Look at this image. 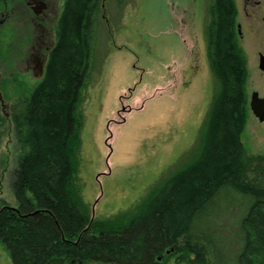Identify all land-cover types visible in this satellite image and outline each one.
Instances as JSON below:
<instances>
[{
    "label": "trees",
    "instance_id": "trees-1",
    "mask_svg": "<svg viewBox=\"0 0 264 264\" xmlns=\"http://www.w3.org/2000/svg\"><path fill=\"white\" fill-rule=\"evenodd\" d=\"M100 1L66 0L45 81L14 105L16 205L0 206V244L14 264H160L172 255L188 264H264V156L242 143L249 71L235 0H210L207 49L219 92L198 159L135 210L91 222L76 148ZM230 202L244 209L226 245L212 224Z\"/></svg>",
    "mask_w": 264,
    "mask_h": 264
},
{
    "label": "rangeland",
    "instance_id": "rangeland-1",
    "mask_svg": "<svg viewBox=\"0 0 264 264\" xmlns=\"http://www.w3.org/2000/svg\"><path fill=\"white\" fill-rule=\"evenodd\" d=\"M27 1L0 0V206L16 205L12 185L19 154L14 105L44 83L57 51H52L49 60L39 55L41 33ZM47 1L56 13L47 23L54 39L66 0ZM237 2L250 108L253 93L264 97V72L257 56L260 40L248 29L242 3ZM100 3L92 69L79 108L81 130L76 148L77 187L91 222L135 210L198 159L203 128L219 92L207 49L210 0ZM36 62L44 70L40 75ZM242 143L249 154L264 156V122L251 109ZM237 207L234 202L223 205L225 212L212 224L226 245H233L244 209L239 214ZM158 262L188 264L179 262L176 255ZM0 264H14L2 244Z\"/></svg>",
    "mask_w": 264,
    "mask_h": 264
},
{
    "label": "flooded vegetation",
    "instance_id": "flooded-vegetation-1",
    "mask_svg": "<svg viewBox=\"0 0 264 264\" xmlns=\"http://www.w3.org/2000/svg\"><path fill=\"white\" fill-rule=\"evenodd\" d=\"M239 1V0H238ZM243 6V17L248 23V29L255 33L260 40V50L257 53L259 58V69L261 60L264 59V0H240ZM102 3V2H101ZM236 0V4H237ZM27 6L31 7L35 14V22L40 29L41 36L39 38V50L40 56L43 59L49 60V56L55 48H58L60 25L62 21V14L57 18L56 28L54 29V39L50 34L49 28L47 29L48 19L53 15V19L56 16L53 8L47 0H29ZM238 7V6H237ZM240 26V25H239ZM241 28V26H240ZM37 71L40 74L43 73L41 62H36ZM264 72V70H261ZM264 98V97H262Z\"/></svg>",
    "mask_w": 264,
    "mask_h": 264
},
{
    "label": "water",
    "instance_id": "water-1",
    "mask_svg": "<svg viewBox=\"0 0 264 264\" xmlns=\"http://www.w3.org/2000/svg\"><path fill=\"white\" fill-rule=\"evenodd\" d=\"M238 29L240 30V26L238 27ZM260 69L264 70V59L261 60ZM250 109L253 112L254 116L260 122H264V98L260 97L258 93H253L251 95ZM93 215H94V211H93Z\"/></svg>",
    "mask_w": 264,
    "mask_h": 264
}]
</instances>
